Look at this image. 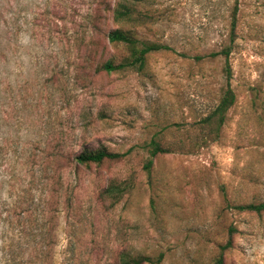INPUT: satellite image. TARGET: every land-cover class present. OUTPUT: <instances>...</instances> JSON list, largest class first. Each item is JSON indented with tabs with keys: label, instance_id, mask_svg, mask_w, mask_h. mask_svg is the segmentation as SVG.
<instances>
[{
	"label": "rangeland",
	"instance_id": "374dc122",
	"mask_svg": "<svg viewBox=\"0 0 264 264\" xmlns=\"http://www.w3.org/2000/svg\"><path fill=\"white\" fill-rule=\"evenodd\" d=\"M98 1L0 0V247L51 244L61 264L66 244H132L165 251L161 264H210L230 239L226 264H264V211L227 206L264 202V0H143L155 17L140 35L168 47L150 53L143 71L85 75ZM235 5L236 102L220 138L204 144L198 123L227 84L224 56L211 53L231 44ZM108 45L107 56L126 53ZM155 135L175 149L149 176L143 164ZM86 142L131 152L58 168L53 153ZM114 179L134 185L111 204L101 192Z\"/></svg>",
	"mask_w": 264,
	"mask_h": 264
},
{
	"label": "trees",
	"instance_id": "16d2710c",
	"mask_svg": "<svg viewBox=\"0 0 264 264\" xmlns=\"http://www.w3.org/2000/svg\"><path fill=\"white\" fill-rule=\"evenodd\" d=\"M143 0H99L92 21V35L84 42V53L80 70L88 75L92 70L112 73L117 71H143L147 66L148 56L152 52L166 49L167 44L157 42L139 33L138 27L145 26L147 22L154 20L155 13L142 7ZM108 13H104V12ZM110 13V14H109ZM231 25V44H226L218 52H212L211 56L223 55L225 58L224 73L227 84L223 88L219 102L215 108L203 117L198 126L203 134V143L218 140L221 130L228 119L229 110L235 105L236 92L230 84L232 77L230 65V53L232 43L236 36L238 24V7L235 5L229 13ZM117 27H110L109 20ZM111 44L123 47L126 53L122 55H108V47ZM196 59H202L197 55ZM99 59V60H98ZM148 157L143 164L144 170L151 176L155 159L159 155L174 152L172 146L163 144L162 137L155 135L147 142ZM131 151H115L104 144L81 145L77 150H59L52 155L55 157L58 168L91 167L92 164L101 165L105 161H119L124 159ZM64 167V168H63ZM61 173L57 180L61 185ZM58 182H53L57 184ZM58 183V184H59ZM133 181L126 179L118 181L114 179L101 192L102 197L113 199V203L121 200V197L133 187ZM58 191L57 187H50L51 197ZM74 193L66 190V203L68 209L73 207ZM227 206L238 211L262 212L264 202L235 203L227 201ZM30 217V213L28 214ZM26 231V230H25ZM27 238V233L24 235ZM27 240V239H26ZM28 241V240H27ZM233 244L229 239L226 244L220 245L219 254L210 264H226V252ZM114 254L111 255V252ZM112 256L111 260L102 261L99 254ZM98 256V257H97ZM28 257V258H27ZM165 258V251L158 253L136 252L132 244H119L118 247L109 248L99 244H66L64 258L61 264H161ZM0 264H54V247L51 244H14L11 240H4L0 247Z\"/></svg>",
	"mask_w": 264,
	"mask_h": 264
}]
</instances>
